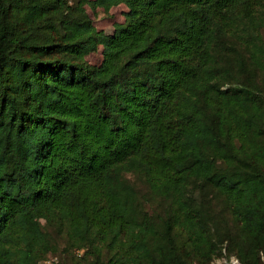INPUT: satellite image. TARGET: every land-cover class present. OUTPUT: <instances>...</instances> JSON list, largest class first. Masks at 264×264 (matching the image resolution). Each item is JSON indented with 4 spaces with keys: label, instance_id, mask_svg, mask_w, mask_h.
<instances>
[{
    "label": "trees",
    "instance_id": "obj_1",
    "mask_svg": "<svg viewBox=\"0 0 264 264\" xmlns=\"http://www.w3.org/2000/svg\"><path fill=\"white\" fill-rule=\"evenodd\" d=\"M120 3L110 32L85 8ZM263 25L264 0H0V264L55 253L42 219L93 263L183 264L174 223L215 244L195 195L206 183L242 224L239 257L256 264ZM99 45L101 61L87 62ZM126 171L164 215L144 209Z\"/></svg>",
    "mask_w": 264,
    "mask_h": 264
},
{
    "label": "rangeland",
    "instance_id": "obj_2",
    "mask_svg": "<svg viewBox=\"0 0 264 264\" xmlns=\"http://www.w3.org/2000/svg\"><path fill=\"white\" fill-rule=\"evenodd\" d=\"M70 4L73 0H67ZM86 12L94 26L110 32L115 22L123 21L124 12L127 7L123 4H117L110 9L104 10L101 7H95L86 4ZM67 13L66 11H64ZM62 10L54 14L56 18L62 16ZM260 34L264 40V25L260 28ZM101 46L88 53L85 60L91 64H97L102 59ZM258 80L264 82V74L258 73ZM125 177L136 185L137 191L142 201V206L149 213L159 212L164 215L166 208L165 201L161 196L151 193L142 180V177L131 171L123 173ZM195 195L197 201L205 205L202 207V215L207 225L210 226L208 242L212 240L215 244L198 246L188 237L185 230L174 223L173 236L176 247L183 264H249L242 261L238 255V249L241 247L240 234L243 228L240 220L235 218L232 213L231 205L228 200L217 192L210 184H203L201 188L196 189ZM42 224L48 231L52 242L54 243L53 252L59 258L58 264H99L93 263L92 259L84 254L83 249H78L68 241L66 233L59 227L55 221L46 222L42 219ZM259 257L254 263L264 264V241L258 242Z\"/></svg>",
    "mask_w": 264,
    "mask_h": 264
},
{
    "label": "built area",
    "instance_id": "obj_3",
    "mask_svg": "<svg viewBox=\"0 0 264 264\" xmlns=\"http://www.w3.org/2000/svg\"><path fill=\"white\" fill-rule=\"evenodd\" d=\"M59 258L55 253H48L45 255L38 264H58Z\"/></svg>",
    "mask_w": 264,
    "mask_h": 264
}]
</instances>
